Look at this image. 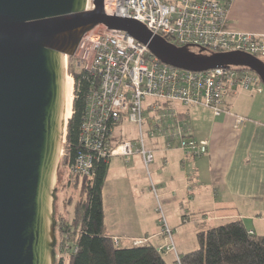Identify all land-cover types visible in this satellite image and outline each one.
I'll return each mask as SVG.
<instances>
[{"label": "water", "instance_id": "obj_1", "mask_svg": "<svg viewBox=\"0 0 264 264\" xmlns=\"http://www.w3.org/2000/svg\"><path fill=\"white\" fill-rule=\"evenodd\" d=\"M0 0V264H56V189L63 143L67 57L99 25L125 32L178 69L246 67L264 85V62L241 53L195 54L145 25L106 14L104 0Z\"/></svg>", "mask_w": 264, "mask_h": 264}, {"label": "built area", "instance_id": "obj_2", "mask_svg": "<svg viewBox=\"0 0 264 264\" xmlns=\"http://www.w3.org/2000/svg\"><path fill=\"white\" fill-rule=\"evenodd\" d=\"M232 1L104 0V7L106 14L136 20L153 35L172 39L176 47L202 48L210 55L241 53L264 62V37L228 29ZM94 9V0H87L86 11ZM74 57L88 83L79 137L82 149L69 170L74 178L92 180L96 164L113 156L140 155L149 170L155 158L146 150L145 133L152 141L163 137L167 149L177 141L185 161L200 159L209 153V142L187 135L176 105L204 107L219 116L227 112L224 106L230 94L262 92L259 76L246 67L206 72L178 69L156 59L147 46L125 32L104 25L83 36ZM243 120L239 118L238 122ZM124 121L138 127L139 138L114 145L115 127ZM157 211H161L160 204ZM160 221L164 235L173 243L166 217L162 215ZM114 243L120 246L119 239ZM146 244V239L133 240L134 246ZM62 248L64 256L57 255L58 262L72 251L69 243ZM158 250L176 253L174 244ZM176 262L181 264L178 253Z\"/></svg>", "mask_w": 264, "mask_h": 264}, {"label": "crops", "instance_id": "obj_3", "mask_svg": "<svg viewBox=\"0 0 264 264\" xmlns=\"http://www.w3.org/2000/svg\"><path fill=\"white\" fill-rule=\"evenodd\" d=\"M227 27L264 37V0H233ZM157 103L168 106L161 101ZM224 107L227 112L215 116L211 110L202 107L176 105L187 135L209 142V153L200 159L185 161L177 141L167 149L164 138H157L165 149L154 168L160 193L157 201L159 205V197L163 198L167 224L173 227L177 236L192 222L204 231L235 220L242 221L249 232L264 236V87L262 92L230 94ZM146 115H150L149 111ZM239 118H243V122H238ZM127 123L124 121L120 125L122 131L114 145L126 137L123 126ZM111 159L105 186L111 172ZM134 162L141 166V159ZM148 191L146 195L142 194L136 183L134 193L129 197L135 204L129 207L126 198L116 197L108 207L103 198L106 234L113 239L120 237L121 247L133 246L134 239H146V245L167 248L157 215L158 207L155 208L152 193ZM181 216L187 218V222H181ZM174 246L182 256L198 249L199 242L198 248L188 252L182 241L176 240Z\"/></svg>", "mask_w": 264, "mask_h": 264}, {"label": "trees", "instance_id": "obj_4", "mask_svg": "<svg viewBox=\"0 0 264 264\" xmlns=\"http://www.w3.org/2000/svg\"><path fill=\"white\" fill-rule=\"evenodd\" d=\"M175 46L172 39H165ZM195 54L210 55L202 48H189ZM72 60V58H70ZM69 76L75 80L73 115L67 127V162L70 167L82 147L79 137L85 112V94L88 83L72 64ZM70 78V77H69ZM125 138L121 139V142ZM109 171V160L96 164L92 180L75 177L81 185L84 200L77 203L72 222L64 217L58 219L56 231L62 238L61 245L69 243L72 251L67 259L57 264H170L152 244L145 246H116L114 239L106 234L104 226L103 189ZM199 248L180 256L181 264H264V236L249 232L240 220L200 231ZM77 248V252L74 249ZM65 260H67L65 262ZM174 264H177L176 260Z\"/></svg>", "mask_w": 264, "mask_h": 264}, {"label": "rangeland", "instance_id": "obj_5", "mask_svg": "<svg viewBox=\"0 0 264 264\" xmlns=\"http://www.w3.org/2000/svg\"><path fill=\"white\" fill-rule=\"evenodd\" d=\"M72 64L77 67L78 65V58L72 57V60L70 57H67V76H69L68 71H71ZM73 78V77H72ZM75 83V80H74ZM262 88L264 87L263 83L261 84ZM149 102V101H147ZM204 108V107H202ZM206 109V108H204ZM71 118L65 119V130H64V143H62V146L60 148L59 153V161H58V169L56 171L55 177H54V187L56 189V196L57 200L55 202L56 206V217L55 219L58 221V219H61L64 217L69 222H72L74 215H75V208L79 201L84 200V192L81 189V185L77 186L76 179L70 175L69 169L66 167L67 162V151H66V143H67V127L68 123ZM124 136H126V140L130 141H136L139 138L138 134V127L133 124H124ZM146 130V129H145ZM120 126H116L114 130V137L117 138L119 134H121ZM145 145L146 150L153 152L155 161L153 164L150 165L149 170L146 169L144 166V163L142 161V157L140 155H133L130 157H121V158H112L111 163V172L108 177V183L106 184L104 190H103V198L105 199L106 206H112L113 199L114 198H126V205L133 206L135 203L129 199V197L132 196L134 193V188L136 187V183H138V188L140 192L144 195L149 193L148 190L151 191L153 199L155 201V208L159 207L158 201H157V195L160 194L157 184L155 182V173L154 168L155 165L158 164V161L160 158L164 155V147L162 143L156 138V140L151 141L149 139V136L147 133H145ZM163 137H161L162 139ZM158 140V141H157ZM163 140V139H162ZM165 140V139H164ZM164 142V141H163ZM164 145H166V140L164 142ZM137 159H141L140 165L138 166L137 162H134ZM160 199V207L161 211L159 213L157 212V215L159 219L162 218V215L166 217V220L168 222L167 212L164 208L165 203L162 197H159ZM181 222L185 223L184 219L181 216ZM187 222V221H186ZM168 226L170 227L169 223ZM161 230L163 232V227L160 225ZM171 231L173 232V243L171 239H169L167 236L165 238L167 239V246L172 247V244L176 242V240L184 242V250L186 252L194 250L193 248H198V242H197V234L200 231V229L197 228V226L192 222L191 224L187 225V227L181 232L178 236L173 227H170ZM56 234V253L57 255L61 254L64 256V253L62 251V245L61 241L62 238L60 236V232H55ZM164 234V233H163ZM180 237V239L178 238ZM120 239V237L118 238ZM165 249V248H163ZM180 252L182 253L181 249ZM169 253V254H167ZM176 253L177 250H176ZM176 253L175 252H164V258L169 261V263L174 264V258L176 260ZM183 254V253H182ZM175 255V256H174ZM179 255V254H178ZM67 259V258H66ZM173 260V262H172ZM67 260H65L66 262ZM58 262V260H57Z\"/></svg>", "mask_w": 264, "mask_h": 264}, {"label": "bare ground", "instance_id": "obj_6", "mask_svg": "<svg viewBox=\"0 0 264 264\" xmlns=\"http://www.w3.org/2000/svg\"><path fill=\"white\" fill-rule=\"evenodd\" d=\"M73 103H74V79L71 77V79L66 74V96L64 100V110H63V121L65 122V119L72 118L73 115ZM65 130V127H64ZM64 135V134H63ZM63 136V143L64 141Z\"/></svg>", "mask_w": 264, "mask_h": 264}, {"label": "flooded vegetation", "instance_id": "obj_7", "mask_svg": "<svg viewBox=\"0 0 264 264\" xmlns=\"http://www.w3.org/2000/svg\"><path fill=\"white\" fill-rule=\"evenodd\" d=\"M57 264V263H56Z\"/></svg>", "mask_w": 264, "mask_h": 264}]
</instances>
